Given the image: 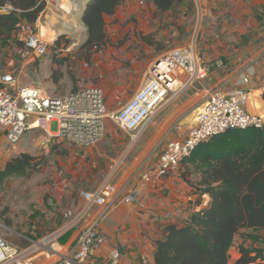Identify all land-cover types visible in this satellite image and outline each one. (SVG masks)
Returning a JSON list of instances; mask_svg holds the SVG:
<instances>
[{"label":"rangeland","instance_id":"374dc122","mask_svg":"<svg viewBox=\"0 0 264 264\" xmlns=\"http://www.w3.org/2000/svg\"><path fill=\"white\" fill-rule=\"evenodd\" d=\"M68 1L72 8L64 13L65 8L55 6V0H51L54 13H57L53 15L57 18L54 22L44 14L36 19L46 35L43 37L48 42L46 53L21 59L18 52L21 46L15 37L5 46L0 43V73L15 72L22 85L39 87L50 95L99 86L106 101L118 109L120 98L131 96V91L143 82L146 72L130 71L121 66V75L114 78L116 69L112 68V62L119 59L116 43L121 38L114 35V29H106L110 36H116L113 46L85 54L81 50L86 30L78 17L80 0ZM132 1L141 14L131 13L120 24L121 29L128 27L135 36L130 38L133 40L127 50H143L144 46H150L158 57L172 48L192 43L201 60L212 64L223 57L237 55L253 38L254 28L264 25V0H199L201 15L197 14L199 4L194 0H179L166 11L155 10L149 0ZM232 3L234 5L230 6ZM223 23L233 28L230 34L210 35V27L219 30L224 27ZM137 32H145V41L136 35ZM192 86L200 87L201 83L195 82ZM182 92L170 97L168 102L177 100ZM200 98L194 96L191 104L196 102L199 106ZM199 108L187 117V121L193 122ZM261 114L264 117V111ZM2 132L0 128V169L22 153L32 157V166L27 175L9 177L0 185V237L22 250L35 249L36 260L46 256L52 248L63 249L61 242L71 234L72 211L80 201H85L81 195L83 191L94 190L122 172L125 177L129 176L142 158L133 160L135 155L131 152L139 136L134 139L110 120L105 123L102 138L91 146L70 144L41 127L27 131L16 144L7 143ZM198 178L196 174L191 177L192 180ZM206 202L203 201V206ZM241 240L243 237L239 234L235 243Z\"/></svg>","mask_w":264,"mask_h":264},{"label":"built area","instance_id":"2783aa9c","mask_svg":"<svg viewBox=\"0 0 264 264\" xmlns=\"http://www.w3.org/2000/svg\"><path fill=\"white\" fill-rule=\"evenodd\" d=\"M194 1L199 4L197 14L201 15L200 1ZM14 11L18 9L10 3L0 6V15ZM43 30L38 21L33 24L19 21L16 24V38L22 44L18 50L21 59L46 53L48 42L43 39L46 36ZM209 68L192 43L172 48L159 56L158 61L152 62L142 84L116 110L109 109L104 91L99 86H85L64 94L50 95L39 87L20 85L15 72H1L0 126L4 129V139L9 144H16L27 131L41 127L70 144L91 146L102 138L107 120L137 139L170 97L207 78ZM248 81V77L242 79L244 83ZM250 94L242 86L209 92L185 137L166 145L155 167L157 174L175 173L180 162L190 155L196 145L227 129L264 126L263 115L248 109ZM116 192L114 184L104 182L94 190L83 191L81 195L87 204L102 207L108 205ZM206 195L203 194L202 199ZM124 198L137 200L138 189H132ZM104 243L105 236L91 224L79 231L71 252L60 248L47 252L56 258L53 264H85ZM117 258L118 254H113L111 264H116ZM0 264L35 263L25 250L0 237Z\"/></svg>","mask_w":264,"mask_h":264},{"label":"crops","instance_id":"0c3cea01","mask_svg":"<svg viewBox=\"0 0 264 264\" xmlns=\"http://www.w3.org/2000/svg\"><path fill=\"white\" fill-rule=\"evenodd\" d=\"M61 1L55 0V6L65 8L64 13L70 12L72 8L70 2L68 0ZM87 2V0H80L78 10L80 20ZM132 2V0H126L113 15L104 18L105 29H114V35L121 37L120 41L116 43L119 46V59L112 62V68L116 69L114 78L121 75V71H119L121 66H126L124 69L129 68L130 71L143 70L146 72L158 57V54L150 49V46H148L149 48L144 46L143 50L141 48L127 50L135 36H133V31L128 30V27L121 29L120 24L131 13L141 14V11L135 8ZM150 5L157 10L151 1ZM233 5L234 3L230 4V6ZM55 6L51 0H45V7L40 15L44 14L54 22L57 20L53 17L57 14L53 9ZM122 10L125 12L122 13ZM223 24L224 27L219 30L216 27H210V35L216 32L228 35L233 31L230 25ZM53 25L52 27H54ZM254 31L256 32L253 34V38L246 46L238 50L237 55L223 57L221 60L209 64L208 76L199 82L201 83L200 87L189 86L184 89L177 100L167 102L153 116L150 123L140 133L139 142L131 149L135 155L133 160L142 156L138 166L127 177L122 172L120 175L106 180V182L114 184L117 189L108 205L100 207L80 201L76 210L72 211L74 216L69 221L71 234L61 242L64 251L71 252L75 248L79 231L83 227L93 224L105 236V243L85 264H111L112 255L115 253L118 254L116 264H154L156 243L165 237L166 226L170 224L184 225L191 213L202 208L203 201L209 200L208 195L202 199V195L197 193L190 183L191 175L182 176L184 171L182 162L175 173L161 176L157 174L155 167L166 145L171 141L182 140L185 137L188 127L194 123V120L192 123L187 121V117L202 105L209 92L225 91L231 87L242 86L251 93L248 109L250 108L249 110L256 113L264 111L262 97L264 90V25L254 28ZM106 34L110 44L103 50L113 46L112 40L116 39V36H110L111 34H108L107 31ZM136 35L143 37L145 32H137ZM131 37L133 38L130 39ZM217 43H220V40ZM204 60L207 61V59ZM244 77L249 78L247 83L242 82ZM18 80L21 83L20 79ZM135 91H131V96ZM131 96H122L117 105L120 106ZM194 96H201L199 106L196 102L191 104ZM109 98L111 99L112 96ZM109 103L110 110L116 109L115 105L112 107V104ZM190 104L191 106L188 107ZM182 110L184 112H180ZM0 128L4 137V129L1 126ZM132 189H138L139 198L135 201L125 200L124 196ZM235 239L229 250L228 264L231 261L234 264L240 256L238 245L243 240L236 244ZM25 253L34 258L35 264H53L56 260L48 252L46 256H41L36 260V250L31 247L27 248ZM254 264H264V259Z\"/></svg>","mask_w":264,"mask_h":264},{"label":"trees","instance_id":"16d2710c","mask_svg":"<svg viewBox=\"0 0 264 264\" xmlns=\"http://www.w3.org/2000/svg\"><path fill=\"white\" fill-rule=\"evenodd\" d=\"M126 0H89L81 23L86 37L81 50L95 53L110 44L105 16L113 15ZM158 11L171 9L179 0H150ZM18 11L0 15V43L15 37L19 21L33 24L45 7L44 0H0ZM145 41V38L142 37ZM264 100V90L262 92ZM32 157L22 153L0 169V185L9 177L25 176ZM182 176L196 174L192 186L208 203L193 211L182 226H166L156 243L154 264H228L229 250L241 234L239 258L234 264H254L264 259V126L230 128L199 143L183 159ZM242 230L244 232H242ZM247 242V243H246Z\"/></svg>","mask_w":264,"mask_h":264},{"label":"water","instance_id":"95a60500","mask_svg":"<svg viewBox=\"0 0 264 264\" xmlns=\"http://www.w3.org/2000/svg\"><path fill=\"white\" fill-rule=\"evenodd\" d=\"M159 60V57H157L156 59H155V61H158Z\"/></svg>","mask_w":264,"mask_h":264}]
</instances>
